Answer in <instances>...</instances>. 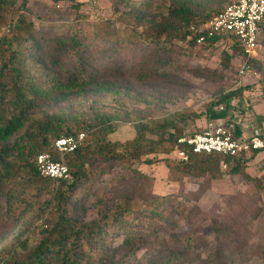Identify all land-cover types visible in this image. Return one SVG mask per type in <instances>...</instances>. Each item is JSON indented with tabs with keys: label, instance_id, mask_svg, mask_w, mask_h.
Here are the masks:
<instances>
[{
	"label": "trees",
	"instance_id": "1",
	"mask_svg": "<svg viewBox=\"0 0 264 264\" xmlns=\"http://www.w3.org/2000/svg\"><path fill=\"white\" fill-rule=\"evenodd\" d=\"M160 1L159 5L157 0H143L139 4L112 0L113 19L124 25L123 30L114 27L110 30L108 27L112 23L107 19L103 25L88 31L85 27L90 25L83 27L78 15L79 24L73 22L59 33L55 31L57 29L38 27L30 17L26 1L17 7L16 0H0V197L5 196L9 218H17L24 211L21 207L25 192L39 198L51 194L46 207L41 206L38 211L42 215L52 207L57 211V220L52 225H43L33 243L18 241L15 246L22 251L14 264H97L95 262L113 247L111 239L115 236L124 235L120 246L125 249L134 246L135 253L141 236L157 232L164 224L179 225L180 220L186 218V206L176 195L155 194L154 179L139 172L136 169L139 165L164 162L171 180L200 182L205 178L219 180L245 175L247 164L264 153L263 149L237 157L194 154L179 143L181 138L189 136L187 122L203 117L207 123L234 124L236 137L242 136L243 129L237 123L235 113L237 105L243 103L247 88L221 94L207 106L205 113H177L162 121L139 124L135 138L124 144L108 139L117 129L110 117L96 116L98 124L85 127L89 129L88 134L85 130L74 132L57 115L36 116L37 110L47 106L55 96L64 100L81 95L96 85L122 81L128 74L134 76V70L125 60L142 42L153 46L160 58L158 64L143 68L138 76L140 81L168 74L167 67L175 65L172 55L178 54L174 49L176 42L192 49L217 48L220 44L231 43L232 53L223 51L224 69H228L237 56L242 62L248 60L251 67L256 63L255 58H246L240 42L233 35L208 37L206 25L231 1ZM224 3L227 4L223 6ZM259 29L260 36L261 33L264 35V17ZM121 36L125 38L121 39ZM203 37L204 42L199 44L198 40ZM112 56L121 57V61L100 64L102 59L107 61ZM260 85L263 87L264 81ZM149 133L157 139L148 138ZM80 134L85 135L84 142L66 157L69 180L54 182L41 177L36 169L38 155L50 153L59 161L60 155L54 150L56 139ZM261 137L264 139V134ZM181 151L188 153V161L159 158ZM98 162L130 163L134 169L126 181L129 186L108 201L109 208L105 207L106 200H98L97 219L88 223L72 219L68 216L71 200L77 190H86L81 197L88 198L92 168ZM22 175L28 177L25 183ZM5 215L0 213V219ZM215 229L221 232L217 227ZM24 230L27 231V227ZM186 241L188 244L191 238ZM191 246L188 244V248ZM166 264L178 262L173 257Z\"/></svg>",
	"mask_w": 264,
	"mask_h": 264
},
{
	"label": "rangeland",
	"instance_id": "2",
	"mask_svg": "<svg viewBox=\"0 0 264 264\" xmlns=\"http://www.w3.org/2000/svg\"><path fill=\"white\" fill-rule=\"evenodd\" d=\"M16 1L17 7L27 2L30 17L38 27L57 29L55 31L59 33L73 22L79 24L80 18L83 27L90 25L85 27L88 31L103 25L107 19L112 23L108 27L110 30L113 27L124 29L123 24L113 19L112 0ZM130 1L139 4L143 0ZM157 1L159 5L162 2ZM124 38L121 36V39ZM175 44L174 49L178 53L172 55L175 65L167 67L166 76L140 81L138 76L143 68L158 64L160 58L153 46L142 42L137 51H131L132 56L125 60L127 66L134 70V76L128 74L122 81L96 85L81 95L64 100L55 96L35 115H57L74 132L85 130L88 134L89 129L85 127L97 125L96 116L110 117L117 129L108 139L112 143L124 144L135 138L139 124L162 121L177 113H205L207 106L219 99L221 94L247 88L243 103L237 105L235 119L241 125L244 136L263 135L264 86L260 85L264 81L263 33L256 63L244 76L239 75L243 64L240 56L233 59L228 69L223 68V51L232 53L231 43L220 44L217 48L194 49L186 48L182 42ZM115 61L120 62L121 57L112 56L107 61L102 59L100 64ZM206 123L205 117L190 119L186 125L187 135L202 132ZM147 137L157 139L152 133ZM159 158L174 160L177 156L170 154ZM92 169L88 198L81 197L86 190H77L68 209V216L84 223L98 218V200H106L105 207L109 208L108 201L128 188L126 181L134 168L127 162H98ZM136 169L154 179L155 194L176 195L177 200L187 208L186 218L181 219L176 227L164 224L157 232L141 236L135 253L134 246L131 249L120 246L124 235L115 236L111 239L113 247L95 263L166 264L174 257L178 264H264V153L247 164L245 175L226 176L219 180L205 178L200 182L183 180L178 183L170 179L164 162L143 164ZM21 178L25 183L28 177L22 175ZM23 199L21 209L24 211L17 218H9L5 196L0 197V213L6 214L0 219V264H14L22 251L20 247L16 248L18 241L33 243L43 225H52L57 220L55 207L47 210L45 215L38 211L41 206L46 207L51 194L39 198L25 192ZM215 227L221 232H217ZM188 237L191 238L188 243L192 245L190 248L186 244Z\"/></svg>",
	"mask_w": 264,
	"mask_h": 264
},
{
	"label": "built area",
	"instance_id": "3",
	"mask_svg": "<svg viewBox=\"0 0 264 264\" xmlns=\"http://www.w3.org/2000/svg\"><path fill=\"white\" fill-rule=\"evenodd\" d=\"M264 17V0H231L222 13L206 25L208 37L231 34L240 42L247 59L256 58L260 50L259 24ZM200 38L198 43H203ZM251 68L248 60H244L239 69V75L244 76ZM222 109V108H221ZM235 125L209 122L205 129L194 135L181 138L179 143L186 146L194 154H220L225 157H237L249 154L253 150L264 149V139L256 134L250 137H236ZM85 135L60 137L54 142V150L61 160L56 161L50 153L40 154L36 159L37 173L54 182L67 181L70 170L66 157L82 145ZM177 159L188 161L186 151L175 153Z\"/></svg>",
	"mask_w": 264,
	"mask_h": 264
}]
</instances>
